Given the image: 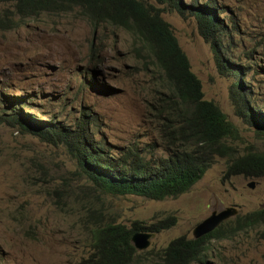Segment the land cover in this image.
Listing matches in <instances>:
<instances>
[{"label":"rangeland","instance_id":"rangeland-1","mask_svg":"<svg viewBox=\"0 0 264 264\" xmlns=\"http://www.w3.org/2000/svg\"><path fill=\"white\" fill-rule=\"evenodd\" d=\"M197 1L213 3L228 25L226 59L244 67L251 98L264 110V0ZM7 8L12 11L9 3L0 2V19L11 15ZM162 17L200 80L203 97L238 128L237 152L249 146L263 150L264 136L234 114L232 78L218 73L196 20L169 9ZM17 21L11 29L0 26V264H77L91 250L86 226L96 217L130 228L134 221L149 225L171 215L174 224L152 232L149 246L137 250L140 264H163L161 253L168 243L182 235L193 238V229L213 210L237 209L225 220L231 221L228 228L236 225L237 216L264 205V176L226 175L224 157H215L202 177L177 197L153 200L106 193L87 180L64 145L12 126L7 119L15 103L34 120L72 128L81 118L87 120L91 136L116 156L129 149L146 159L166 153L164 125L152 106L161 103L167 89L132 34L108 23L93 26L78 8ZM204 259L205 264H264V225L210 239Z\"/></svg>","mask_w":264,"mask_h":264},{"label":"trees","instance_id":"trees-1","mask_svg":"<svg viewBox=\"0 0 264 264\" xmlns=\"http://www.w3.org/2000/svg\"><path fill=\"white\" fill-rule=\"evenodd\" d=\"M0 2L9 3L12 8V11L5 10L11 13L10 16L0 19V26L5 29L16 27L19 19L78 8L93 26L108 23L132 34L140 42V49L147 53V61L158 67L161 86L167 93L161 96V103L152 108L164 125L165 156L146 159L132 149L116 156L107 145L91 136L88 121L83 118L72 128L55 121L34 120L17 110L15 103L10 105L7 121L12 126L36 135L44 142L64 145L82 174L100 191L153 200L177 197L202 177L215 157L228 160L226 175L264 176V149L249 146L243 153L237 152L234 142L240 138L238 128L212 100L203 97L200 80L191 71L171 25L162 17L165 9H169L196 20L199 34L210 45L218 73L232 78L229 97L234 114L264 136V110L251 98V88L242 77L244 67L234 59H226L230 58L226 49L231 42L230 29L217 15L213 3L197 0L190 3L156 0L157 4L148 0ZM233 221L235 226L227 228L231 222L227 220L199 238L182 235L172 239L162 250L163 264H205L210 239L229 238L237 230L264 225V205ZM173 224L171 215L149 225L134 221L130 228L119 222H100L96 217L91 226H86L91 237V250L77 264H140L141 254L132 245L131 235L138 231L159 232Z\"/></svg>","mask_w":264,"mask_h":264},{"label":"water","instance_id":"water-1","mask_svg":"<svg viewBox=\"0 0 264 264\" xmlns=\"http://www.w3.org/2000/svg\"><path fill=\"white\" fill-rule=\"evenodd\" d=\"M248 186L253 187L254 183L249 182ZM237 214V209L234 207H224L220 210H213L211 214L200 222L193 229V238H199L206 233L214 230L221 222ZM153 236L152 232L138 231L131 235V243L136 250H144L150 244V239Z\"/></svg>","mask_w":264,"mask_h":264}]
</instances>
